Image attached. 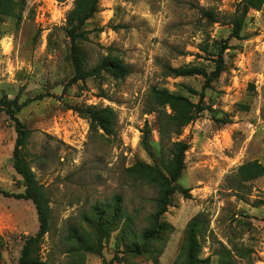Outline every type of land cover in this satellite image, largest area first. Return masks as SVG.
<instances>
[{"label":"rangeland","instance_id":"rangeland-1","mask_svg":"<svg viewBox=\"0 0 264 264\" xmlns=\"http://www.w3.org/2000/svg\"><path fill=\"white\" fill-rule=\"evenodd\" d=\"M15 1L17 15L0 19V99L14 103V118L30 131L22 155L49 198L39 263L185 264L189 223L197 219L199 264H264V176L243 181L238 173L246 164L264 166V5L248 11L236 40L228 22L242 0H99L76 42L80 70L89 75L72 81L65 22L74 0ZM221 51L223 70L206 89L202 77L165 74L166 67L209 73ZM107 57L130 74L97 73ZM163 91L193 104L202 92L204 110L171 136L188 145L176 183L188 195L174 192L159 221L165 230L144 242L157 189L137 172L155 161L161 168L168 156L160 154L153 112ZM90 107L114 112L110 135L90 130L80 114ZM16 138L0 105V264H19L24 239L39 229L32 203L15 197L24 191L13 169ZM100 222L108 224L101 242ZM128 232L138 235L134 243Z\"/></svg>","mask_w":264,"mask_h":264},{"label":"trees","instance_id":"trees-1","mask_svg":"<svg viewBox=\"0 0 264 264\" xmlns=\"http://www.w3.org/2000/svg\"><path fill=\"white\" fill-rule=\"evenodd\" d=\"M98 3L99 0H74L73 7L66 16L65 32L71 42V54L76 72V76L72 81L84 80L86 76L89 75L87 72L82 73L80 70L79 61L76 57L78 49L76 42L84 39L86 32H81L80 29L98 12ZM263 5L264 0H242L238 6L237 12L229 19L228 24L231 26L229 39H241L240 33L244 26L248 11L250 9L259 10ZM19 10V5L15 0H0V19L1 17H14ZM204 16L208 20H211L212 23H215L211 12H205ZM97 70V73L104 71L109 73L110 76L121 80L130 74L129 68L121 60L113 57L104 58ZM222 70L223 54L221 51L217 55L213 70L209 73H206L200 68L166 67L165 74L174 78H187L193 76L202 77L205 80L203 89H206L220 76ZM188 91L194 95H198L197 92L193 90L188 89ZM155 99L159 107L153 112L156 113L158 132L161 138L160 154L163 156L166 152L168 156H166V161L162 160L163 166L161 168L157 167V162L155 161V167L140 165L138 169L139 171L137 172V175L141 180H146L151 186L157 189V197L154 200V214L148 219L149 226L139 236L144 242L155 240L165 230L166 227L159 221L164 213H166L170 198L174 192L178 190L182 195H188L186 190H181L176 185L183 171L184 154L188 150V145L183 142H171V136L179 135L181 129L195 120V118L204 110L201 106L203 102L202 92L199 94V101L196 104L190 103L185 98L164 91L157 92ZM0 105L14 121L15 132L17 135L13 150V169L21 178L24 191L21 195L15 197L32 203L39 224V229L36 235L24 239L19 264H40L35 253H37L40 241L49 231L50 208L48 194L46 190L37 183L28 162L22 155V150H24L28 144L30 131L26 130L20 122L14 118L13 115L16 108L12 101L3 98L0 99ZM164 106L170 108L171 114H166L162 110ZM80 114L89 120L90 130L94 131L99 129L106 135L111 134L115 120V114L111 109H97L95 107H90L82 110ZM146 139L147 133L145 132L142 144L147 154L153 159L152 152L147 148ZM150 172L152 173L150 174ZM238 173L241 175L243 181H249L252 178L264 176V166L246 164L239 168ZM1 195L9 197L7 193H1ZM129 221L130 223H128V225L130 226L131 220ZM199 227V220L193 219L190 221L187 260L185 264L201 263V261L198 260L200 245L197 241V233ZM96 230L98 232V240L101 242L108 231V224L106 222H100L97 225ZM128 233L130 243H134L132 241H135L138 235L131 234V232ZM79 241L85 244L86 248L89 249L88 244L83 242L81 237L79 238ZM131 252L137 254L135 248L131 249Z\"/></svg>","mask_w":264,"mask_h":264}]
</instances>
